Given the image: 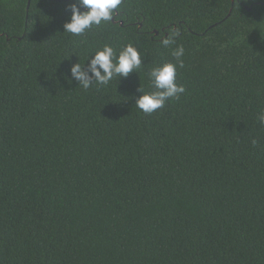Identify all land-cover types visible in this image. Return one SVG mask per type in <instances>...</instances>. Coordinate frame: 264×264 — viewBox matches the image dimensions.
Listing matches in <instances>:
<instances>
[{
	"label": "trees",
	"instance_id": "obj_1",
	"mask_svg": "<svg viewBox=\"0 0 264 264\" xmlns=\"http://www.w3.org/2000/svg\"><path fill=\"white\" fill-rule=\"evenodd\" d=\"M70 2L0 0V264H264V0H122L81 35ZM128 44V78L70 80ZM177 46L185 92L145 114Z\"/></svg>",
	"mask_w": 264,
	"mask_h": 264
},
{
	"label": "clouds",
	"instance_id": "obj_2",
	"mask_svg": "<svg viewBox=\"0 0 264 264\" xmlns=\"http://www.w3.org/2000/svg\"><path fill=\"white\" fill-rule=\"evenodd\" d=\"M121 4L122 0H71L66 5V11L71 15L69 21L63 25V32L81 35L93 26L109 22ZM176 35L175 32L170 33L161 41L162 45L167 48L175 44ZM184 51L183 46L173 48L171 55L176 63L157 65L149 71L148 81L154 91L144 94L141 87L137 89L140 93L135 99L134 106L137 109L150 115L162 109L169 100L179 99L185 92L184 86L176 83L177 68L184 67ZM142 63L141 54L131 44L126 45L119 54L111 46L104 45L85 65L81 66L79 62L71 65L70 80H74L85 90L94 85L107 86L116 77L121 80L136 73ZM258 120L264 125V112L260 113Z\"/></svg>",
	"mask_w": 264,
	"mask_h": 264
},
{
	"label": "water",
	"instance_id": "obj_3",
	"mask_svg": "<svg viewBox=\"0 0 264 264\" xmlns=\"http://www.w3.org/2000/svg\"><path fill=\"white\" fill-rule=\"evenodd\" d=\"M122 25V24H121Z\"/></svg>",
	"mask_w": 264,
	"mask_h": 264
}]
</instances>
